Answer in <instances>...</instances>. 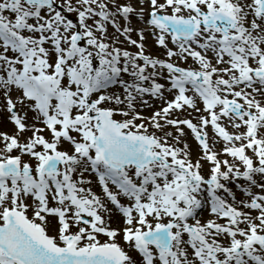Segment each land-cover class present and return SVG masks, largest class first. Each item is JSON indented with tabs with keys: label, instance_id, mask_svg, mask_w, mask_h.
<instances>
[{
	"label": "snow or ice",
	"instance_id": "6c2138e0",
	"mask_svg": "<svg viewBox=\"0 0 264 264\" xmlns=\"http://www.w3.org/2000/svg\"><path fill=\"white\" fill-rule=\"evenodd\" d=\"M8 124L0 264H264V0H0Z\"/></svg>",
	"mask_w": 264,
	"mask_h": 264
},
{
	"label": "rangeland",
	"instance_id": "374dc122",
	"mask_svg": "<svg viewBox=\"0 0 264 264\" xmlns=\"http://www.w3.org/2000/svg\"><path fill=\"white\" fill-rule=\"evenodd\" d=\"M133 39H138L135 35H133L132 37ZM152 46H154V44H152ZM132 51H136L134 48H131ZM145 115H148L150 114L149 111H145L144 113ZM0 131H8V132H11L12 131V126L10 124H8L7 126L3 127V128H0ZM187 131V130H186ZM188 140L194 142L196 144V142L194 141V139H192L191 137V134L189 132V136H188ZM191 142V143H192ZM194 151V149H193ZM195 153V152H194ZM94 191H96L97 193H99V188H94ZM112 227L113 228H118V227H122V218L119 216V214L117 213H114L113 214V218H112ZM101 239H104L103 237H101Z\"/></svg>",
	"mask_w": 264,
	"mask_h": 264
},
{
	"label": "bare ground",
	"instance_id": "6f19581e",
	"mask_svg": "<svg viewBox=\"0 0 264 264\" xmlns=\"http://www.w3.org/2000/svg\"><path fill=\"white\" fill-rule=\"evenodd\" d=\"M136 36V35H135ZM137 37V36H136ZM152 41H151V35L147 36V40H146V45L149 47V51L153 54V55H160L162 53L163 50L158 49L155 46H152ZM158 107V104H157ZM185 115H187V113H185ZM192 142V141H191ZM190 143V142H189ZM193 143V142H192ZM191 144V143H190ZM192 147L194 149V152H196V144H192Z\"/></svg>",
	"mask_w": 264,
	"mask_h": 264
}]
</instances>
